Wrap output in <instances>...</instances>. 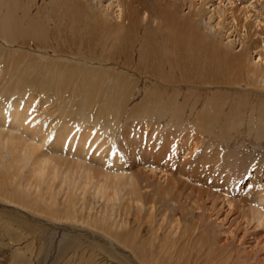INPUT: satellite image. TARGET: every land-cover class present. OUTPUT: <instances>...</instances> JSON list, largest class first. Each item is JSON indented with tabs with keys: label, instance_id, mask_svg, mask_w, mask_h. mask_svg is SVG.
Segmentation results:
<instances>
[{
	"label": "bare ground",
	"instance_id": "bare-ground-1",
	"mask_svg": "<svg viewBox=\"0 0 264 264\" xmlns=\"http://www.w3.org/2000/svg\"><path fill=\"white\" fill-rule=\"evenodd\" d=\"M183 1L189 9L185 14H179L180 18L188 17L189 25L195 29L185 27V30L178 27L183 24L177 22L178 29L173 23L178 18H171L169 23L174 33L158 41L161 23L152 7L148 9L140 0H51L53 7L50 8L60 7L63 17L68 16L64 29L72 37L79 38V52L86 46L87 50L111 55L119 53L129 58L136 53V72L147 75V80L152 77L158 83L172 86L175 96L173 100L166 98L158 121L145 120L147 115L153 118L152 113L144 112L139 117V123L143 124L140 132L138 121L132 118L135 113L127 110L130 114L124 120L126 128L123 131L119 128V143L112 141L113 135L106 134L105 125L94 128L92 125H96L97 120L93 118L86 117L85 130L65 124L62 130L58 128L60 131L52 134L55 127L52 131H41V120L30 116L28 102L13 101L8 105L0 102L1 203L22 209L39 220L90 232L113 252L121 245L133 258L145 264H188L193 259L197 262L206 250L205 260L221 261L226 246L221 245L219 238L222 224L216 223L217 217H214V213L221 210L239 222L243 231L241 236L246 234L256 238L255 235H261L264 238V156L247 148L222 152L221 146L228 148L230 143L224 141L223 144L219 139L221 134L211 132L207 125L209 117H222L225 104L210 101V98L208 101L200 99L207 86L214 83L258 85L264 89V64H258V61L264 63V48L260 43V48L255 47L258 50L249 48L241 54L240 47L239 53L233 55L231 50L225 52L215 46L216 35L227 20L230 19L231 27L245 29L246 24H241L244 17L239 15L247 14V6H238L235 0H227L228 5L224 4L225 0H218L215 5L211 0H197L198 6L193 8L192 0ZM37 3L36 0H0V38L6 44L32 40L36 50L46 46L54 52L59 49L58 40L48 44L53 39L43 16H37L42 8V3L39 7ZM32 6L37 10V18L31 15ZM191 7L192 12L189 11ZM182 29L184 34L180 33ZM232 36L225 37L230 39L229 46H233ZM255 57L257 60L254 61ZM203 86L205 89L201 88ZM183 87L192 99L184 97L181 102L178 96ZM199 103L201 107L197 110ZM235 106L238 103L233 101L230 107ZM187 107L193 119H186L184 123ZM236 113L233 110L223 117L231 121ZM168 115H171L173 125L169 122V126L160 127L159 120ZM257 117V123L247 126L248 133H253L259 140L264 138V108L259 110ZM206 131L210 133L209 143H215L214 146L207 144L205 147L203 133ZM142 220L147 222L146 230L141 228ZM240 227L226 229L234 234ZM16 232L14 238L19 243L22 234ZM10 235L9 240L13 239ZM253 256L256 257V252ZM226 259L224 263L228 262ZM236 261H240L239 258Z\"/></svg>",
	"mask_w": 264,
	"mask_h": 264
},
{
	"label": "rangeland",
	"instance_id": "rangeland-1",
	"mask_svg": "<svg viewBox=\"0 0 264 264\" xmlns=\"http://www.w3.org/2000/svg\"><path fill=\"white\" fill-rule=\"evenodd\" d=\"M36 1H38L37 7H39L42 3V5L40 6L42 8H39V13L37 16L38 18L39 15L40 17L43 16L42 18L44 19V24L49 27L47 29L48 33H50L49 36L53 39H50L48 44H53V42L55 43V40H58L57 45L60 50H57L56 48V51L53 52L51 48L44 46V49H41L39 51L35 49L34 41L32 40L26 41L25 43H21V41L17 40L13 43L6 44L0 38V102L2 105H8L13 101L15 103H23L24 101L28 102V104H30V108H28V110L31 111L30 116L32 118L35 117L38 121L41 120V122H39L42 126L41 131L44 132L43 129L52 131L53 127H55L56 129L54 128L52 134H55L58 131L62 130L65 124L74 127L76 126L77 128H80L78 130L81 131L86 124V117L93 118L94 120H97V126L95 125V123L92 126L94 128H101V125H105V127L107 128L106 134L109 136L113 135L112 141L116 143H119L118 135L121 132L120 129L122 128L123 131V129L126 128L124 126H126L127 123L125 125L124 122L126 121V115L130 114V111L127 110H133V112L135 113L133 114L136 116L132 118L138 121V132L142 130L143 124L142 122L139 123V119L144 112L145 114L152 113L153 115V118H149L148 115L147 117L144 116V118H146V121H158L157 117H159V111H161V109L163 108L165 101L168 98L173 100L175 96V90L172 86H168L163 82L158 83L154 81L155 79H153L152 77L147 80L145 78L147 77V75L138 74L134 69L138 64V55L136 53H134L133 56L129 58L128 56L119 53L111 55L108 52V54H104L103 52L101 53L99 50L95 49H91L92 51L90 49L87 50L88 48L85 46L84 48H81V55H83V51H85L84 55L83 57L80 56L81 52H79L80 50H78L77 44L79 43V38L72 37L71 34L69 32H66V29H64L68 16L67 18L66 16L63 17V12H61L60 7L54 6V8H50L53 7L51 5V0H43L44 2H41V0ZM165 1H167L168 3ZM211 1L213 5L218 3V0ZM140 2L147 6L148 9L152 7L155 14L157 15V19L159 20L157 21L161 23L160 32L159 34H157L158 41H161L162 37L166 38L169 36L168 34L172 35L174 33V29L169 23L171 18H178L173 22L175 25L177 22L183 24V26L178 27H183V29H185V27H187V29L194 28V26L189 25L188 17L185 19L180 18V15H182L183 12L185 14L189 9L188 5L183 0H140ZM192 2L193 8H196V6H198L196 4L197 0H192ZM223 2L225 5H228L227 0ZM235 2L238 6H247V14L244 13L243 15V13H241L239 15V17L242 16L245 18H243V20L245 21L241 23L244 26L246 24L245 29L244 27H242L241 29V27L239 26L233 28L229 23L230 19L227 20L224 23L221 32L216 35L215 46L221 48V50L225 52H229L231 50V53L233 55L239 53L237 51H239L240 47L243 51L241 54H243L244 51L249 48H251V50H258L260 48V43L264 48V0H235ZM211 3H209L208 5H210ZM58 4L59 3H57L56 5ZM35 10L36 8L32 6L31 15L32 17L37 18V10ZM189 11H193L192 7ZM175 15L177 17H175ZM163 18L168 21L167 24L164 23L165 20ZM216 19L217 18L215 17L214 23L217 21ZM79 23L80 22H78L77 24ZM184 23L187 26H185ZM164 24H166L167 26H165ZM79 25H81V23ZM175 27H177V25ZM51 28L53 29V31ZM183 29L180 32L182 34L185 33ZM199 32L201 33L200 30ZM65 34L67 35V37ZM231 34L233 35V46H229L227 43L230 39L225 38L227 37V35ZM62 40H64V43L61 42ZM216 40H218V42ZM256 46L259 48L255 49ZM92 52H95V54ZM98 53L101 55H99ZM92 54L94 55L92 56ZM84 56L87 57L84 58ZM110 57H113L114 59H109ZM157 57L158 56H156V58ZM126 58L128 59L126 60ZM255 60H257L256 57L254 58V61ZM229 63L228 65H230ZM259 63L264 64L258 61V64ZM91 73H93L94 75H92ZM85 75L87 77H85ZM62 76L64 77V79ZM73 76L75 79H72ZM95 77L97 78L95 79ZM84 81L86 82V85ZM205 87L206 86H203L201 88L205 89ZM150 95L152 96L150 97ZM162 96L163 98L165 97V100L162 98ZM188 96L190 97V95L187 93V89L183 87L180 91V96H178V99L182 102L184 97H186V99H189ZM200 99L201 101L217 100L218 102H222L225 104L226 109L223 112L224 114L221 115L222 117L217 119L209 117L210 121H208L207 125V128L210 129L211 132L218 133V136L220 134L222 135H220L219 139L223 141V144L225 142L230 143L228 148H226L224 145L221 146L222 152H232L234 149L237 150L239 148H247L252 152H259L262 155L261 157L264 156V138L259 139L260 141L256 140L253 133H248L247 126L248 123H257V114L259 110H262L264 108V89H261V86L214 83L210 86H207L206 93H203ZM233 101L238 103V106H235V108L230 107ZM156 102L157 104H155ZM200 107L201 105L199 103L197 110H199ZM149 108H151L150 112ZM153 108L155 110H153ZM119 109H121L122 113ZM233 110L237 111V113L233 115L231 121L223 117L228 112H233ZM140 111L142 112L140 113ZM214 111L216 112V110ZM116 113L118 117L116 116ZM184 115V123L186 119L192 121L193 116H189L188 107ZM58 117L60 119H58ZM42 118L44 119V121ZM71 119L73 120V122L71 121ZM172 121L173 120L171 118V115H168L164 119H160L158 124L163 128L169 126V122L170 125H173ZM233 122L237 125L232 124ZM234 125H236V127H234ZM245 125L247 127H245ZM115 128L120 129L116 130ZM83 130H85V128ZM54 131L57 132L54 133ZM114 132L116 133V135ZM195 132L199 133L198 130H196ZM203 134L205 137V147L207 146V144L210 145V147L211 145L214 146L215 143H209V141H211L209 140V131H206ZM214 217H217L218 222L216 221V223L222 224V228H219V231H221L222 233L220 234L219 238L222 242L221 245L226 246L224 248L225 250L223 249V252L225 251L224 256L227 259L223 256L221 261H207L203 258L207 253V250L205 249L206 251H204L201 255L203 259L198 258L200 260L197 259V262H194L193 259V261H191L192 263L188 262V264H193V262L194 264H239L237 262H240L241 264H262L264 262V238L261 235H255L257 239L252 238V236L247 237L246 234L244 236H241L243 234V231H241L242 227L239 226V222L234 221V216H232L231 214H227L224 210L214 213ZM234 223L235 225H233ZM228 224H230V226ZM146 226L147 222L143 221L141 223V228L146 230ZM225 226L226 228L228 227L229 230L231 228V230H235L238 227L240 228L238 231H235L236 233L234 232V234H232V232L230 234L229 230L223 228ZM7 230H10L12 232H9L12 234V236L8 232H6ZM13 230L19 231L22 234V238L20 239L19 243H17V241H15L16 239L14 238L17 236V234H15L17 232H14ZM62 230L63 232H65L63 233ZM226 231H228V233ZM14 234L15 236H13ZM9 235L10 238L13 239L9 240ZM64 235L66 238L64 237ZM244 238H246L247 240ZM230 240L232 241L231 243ZM233 240H235L236 242ZM13 242L15 243V245L13 244ZM227 246L229 251L227 249ZM239 246L242 248H240ZM254 246H256V248ZM155 248L156 247H153V249ZM231 248L233 249V251ZM242 251L245 253L242 254ZM254 252H256V257L253 256ZM235 254H237L238 256ZM248 254H252V257H248ZM119 255H121V257ZM122 257L124 258L122 259ZM232 258L233 260H231ZM238 258L240 261H236L238 260ZM225 259L228 261L227 263H224ZM123 262H126L125 264H128V262L129 264H145L144 262L133 258L132 255L129 254L127 249H124L121 245H119L118 249L113 252L109 249V246H106L102 239H100L96 235L94 236L90 232L79 228L73 229L68 225L60 223L53 224L48 222L46 219L39 220L37 218L29 216V214H27L26 211L22 209L17 210V208L9 205H4L0 202V264H124Z\"/></svg>",
	"mask_w": 264,
	"mask_h": 264
}]
</instances>
